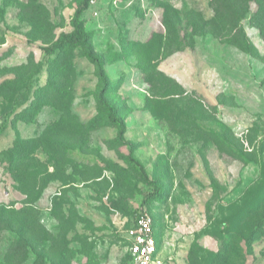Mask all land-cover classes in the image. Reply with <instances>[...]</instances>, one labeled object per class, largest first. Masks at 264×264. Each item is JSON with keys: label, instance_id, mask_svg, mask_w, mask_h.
<instances>
[{"label": "rangeland", "instance_id": "1", "mask_svg": "<svg viewBox=\"0 0 264 264\" xmlns=\"http://www.w3.org/2000/svg\"><path fill=\"white\" fill-rule=\"evenodd\" d=\"M80 3L0 0V264H264V0Z\"/></svg>", "mask_w": 264, "mask_h": 264}, {"label": "built area", "instance_id": "2", "mask_svg": "<svg viewBox=\"0 0 264 264\" xmlns=\"http://www.w3.org/2000/svg\"><path fill=\"white\" fill-rule=\"evenodd\" d=\"M96 0H90L88 9L95 6ZM92 16H98V9L92 10ZM130 264H162L158 258L159 248L154 235L153 220L146 209L138 210L124 231Z\"/></svg>", "mask_w": 264, "mask_h": 264}, {"label": "trees", "instance_id": "3", "mask_svg": "<svg viewBox=\"0 0 264 264\" xmlns=\"http://www.w3.org/2000/svg\"><path fill=\"white\" fill-rule=\"evenodd\" d=\"M88 2L89 0H81V3L78 7V9L76 10L75 12V15L72 19V27L74 29V36H73V40L74 41H79V40H84L85 39V35H84V31H83V27L82 25L80 24V21H79V18L81 16V13L83 12V10L88 7ZM84 42V41H83ZM83 46L84 48L86 49L87 51V56L89 57V59L94 63L95 67H96V70H97V74H98V77H99V80L101 81V83L106 86L108 81L104 75V70H103V64H102V61L93 55L91 49L85 44L83 43ZM106 110L108 111L109 113V118L111 120V122L113 123H116L118 125V128H119V135H122L124 133V124L121 120L113 117L114 115V109L109 106V105H106L105 106ZM129 160L131 162H133L134 164H136L137 166H140V164L135 161L130 155H129ZM140 170H141V173L143 174L144 178L146 180H148V177L146 176L143 168L140 166ZM16 180H18L19 182H21V179L16 177ZM153 186H154V189L158 190V186L156 185V183H153ZM146 209V208H145ZM146 211L149 213V211L146 209ZM150 214V213H149ZM135 215V214H134ZM152 217V216H151ZM133 218V217H132ZM153 220V218H152ZM129 226V224H128ZM153 228H154V235H155V239H156V242H157V247L159 248L158 246V238H157V234H156V229H155V225H154V221H153ZM130 259V257H129Z\"/></svg>", "mask_w": 264, "mask_h": 264}]
</instances>
